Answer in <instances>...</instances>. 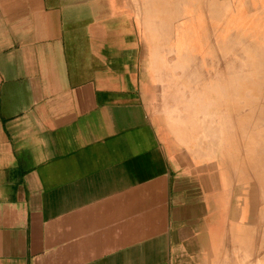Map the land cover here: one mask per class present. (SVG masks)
<instances>
[{
	"label": "crops",
	"instance_id": "crops-1",
	"mask_svg": "<svg viewBox=\"0 0 264 264\" xmlns=\"http://www.w3.org/2000/svg\"><path fill=\"white\" fill-rule=\"evenodd\" d=\"M144 36L132 0H0V264H203L213 229L221 261Z\"/></svg>",
	"mask_w": 264,
	"mask_h": 264
},
{
	"label": "bare ground",
	"instance_id": "bare-ground-1",
	"mask_svg": "<svg viewBox=\"0 0 264 264\" xmlns=\"http://www.w3.org/2000/svg\"><path fill=\"white\" fill-rule=\"evenodd\" d=\"M200 1L132 3L158 69L165 127L206 161L211 222L226 231L221 261L213 229L203 264H264V0H205L204 15Z\"/></svg>",
	"mask_w": 264,
	"mask_h": 264
},
{
	"label": "rangeland",
	"instance_id": "rangeland-1",
	"mask_svg": "<svg viewBox=\"0 0 264 264\" xmlns=\"http://www.w3.org/2000/svg\"><path fill=\"white\" fill-rule=\"evenodd\" d=\"M204 1V2H203ZM200 4H201V6H202V15H204V14H207V12H208V10H207V3L205 2V0H201L200 1ZM141 25H142V22H141ZM142 27H143V25H142ZM157 45H158V42H157ZM154 47V46H153ZM157 46H156V50H157ZM154 49V48H153ZM157 53V52H156ZM155 70H156V68H155ZM157 71H158V69H157ZM158 83V82H157ZM159 84V83H158ZM159 86H160V84H159ZM258 90H259V95L261 96L260 98H262L263 100H264V83H263V85H260V88H258ZM262 93H261V92ZM160 95H161V93H160ZM260 105V104H259ZM258 105V108L260 107ZM255 109V108H254ZM260 109V108H259ZM255 111L257 112L258 111V109L256 110L255 109ZM256 112H250V118L247 120V121H249V123L251 122V119H253V118H256L257 117V113ZM252 113V114H251ZM251 131V133L250 134H252L253 132H254V134H255V132L257 131L256 129H252V130H250ZM244 143V142H243ZM245 148V143H244V146H243V149ZM241 149H242V147H241ZM257 238V237H256ZM254 249H253V252H255V255L257 256L258 255V253L256 252L257 251V248H256V246H257V241H256V243H254Z\"/></svg>",
	"mask_w": 264,
	"mask_h": 264
}]
</instances>
